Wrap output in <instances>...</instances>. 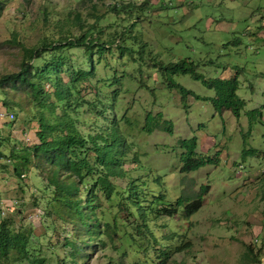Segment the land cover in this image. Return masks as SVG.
Masks as SVG:
<instances>
[{
  "label": "rangeland",
  "instance_id": "374dc122",
  "mask_svg": "<svg viewBox=\"0 0 264 264\" xmlns=\"http://www.w3.org/2000/svg\"><path fill=\"white\" fill-rule=\"evenodd\" d=\"M0 5V76L19 69L22 45L77 36L93 23L99 41L113 39L105 51H58L66 64L59 75L64 83L70 66L95 68L76 84L69 101L56 99L50 81L41 80L54 109H44L45 115L58 118L66 108L82 135L103 134L104 151L123 159L119 166L110 162L105 181L98 165L84 177L80 217L54 196L44 161L32 158L18 178L12 161L0 159V220L32 228L31 259L264 264V0H0ZM44 55L35 60L37 67ZM179 60L192 62L204 78L237 75L236 93L244 101L239 116L216 111L210 102L215 90L200 79L171 72L168 66ZM172 82L194 94L182 97ZM4 110L15 114L13 121L0 117L4 154L38 142V109L27 88L0 90ZM191 138L194 156L205 164L180 172L182 141ZM202 186L207 192L196 212L185 215L183 202L171 215L158 213L181 196L194 199ZM31 259L6 264H34Z\"/></svg>",
  "mask_w": 264,
  "mask_h": 264
},
{
  "label": "trees",
  "instance_id": "16d2710c",
  "mask_svg": "<svg viewBox=\"0 0 264 264\" xmlns=\"http://www.w3.org/2000/svg\"><path fill=\"white\" fill-rule=\"evenodd\" d=\"M1 8V5H0ZM115 8V7H114ZM140 9L141 6L139 7ZM80 19L77 18V22ZM96 24H90L87 29L81 31L77 36L69 34L60 35L56 39L43 41L40 46L26 47L21 46L22 57L19 62L17 71L2 74L0 76V90L7 87L17 89L24 87L29 90L33 101L36 102L38 131L36 132L38 142L29 146L22 147L19 151L11 148L7 154H4L0 149V159H8L13 163V173L20 178L24 171L28 170L32 158H39L48 166L46 181L48 186L53 187L54 196L61 200L73 216L79 218L82 208V196L80 194V186L83 183L84 177L88 175L92 169L98 165L103 174L104 181L107 178L108 165L112 161L121 165L122 157H113L108 155L104 148L107 147L108 138L103 134H95L85 137L74 126V119L69 114L67 109L63 108L62 114L58 117L45 115L44 109L51 113L53 107H49L45 98L48 97L41 80L46 78L50 81L56 99L61 101H69L72 91L76 88V84L89 79L95 71L92 67L90 70L74 69L68 67L69 80L63 82L59 76L64 65H66L61 54H58L64 48L80 47L84 54L87 50H109L113 39L99 41L100 37L95 32ZM101 33V29L97 30ZM119 46L118 44L116 45ZM59 51V52H58ZM43 58V66L35 65L36 59ZM171 72L189 73L194 78L200 79L204 85L215 90V96L210 99L214 109L219 113L224 110H230L231 113L238 117L240 110L244 105V101L237 95L236 91L239 86L237 75L229 79L225 78H204L201 74L195 71V65L192 62L179 60L168 66ZM264 77V71L261 73ZM169 86L177 87L182 97L194 94L191 90L186 89L178 83H170ZM198 97L197 95H195ZM44 100V101H43ZM5 103V102H4ZM75 107L80 106L78 101L73 102ZM66 106L70 107L68 102ZM102 111V110H101ZM100 111V112H101ZM255 110L250 111L251 116ZM183 147L186 148L185 155L182 159L183 164L180 167V172H189L198 169L205 164L203 158H196L195 147L196 139L191 138L182 141ZM1 146V143H0ZM211 162L212 159L207 160ZM70 181H67L71 179ZM105 189L111 193V187L105 183ZM207 192V187L202 186L195 198L188 200L184 197H179L174 202V207L169 204L161 209V214L171 215L176 212V207L186 202L184 206V214L190 215L196 212L202 205V198ZM108 196L107 191H104ZM33 235L31 227L19 226L12 227L8 220H0V264H6L8 261L29 260L28 244ZM69 246L71 243H68ZM34 264H42L43 259L32 258Z\"/></svg>",
  "mask_w": 264,
  "mask_h": 264
},
{
  "label": "built area",
  "instance_id": "2783aa9c",
  "mask_svg": "<svg viewBox=\"0 0 264 264\" xmlns=\"http://www.w3.org/2000/svg\"><path fill=\"white\" fill-rule=\"evenodd\" d=\"M0 117L5 118L7 121H13L15 118V114L13 112H9L7 110L0 111ZM29 138H26L25 140H28Z\"/></svg>",
  "mask_w": 264,
  "mask_h": 264
}]
</instances>
